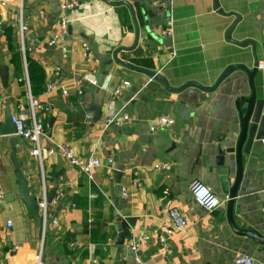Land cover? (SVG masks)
I'll list each match as a JSON object with an SVG mask.
<instances>
[{"label":"crops","instance_id":"obj_1","mask_svg":"<svg viewBox=\"0 0 264 264\" xmlns=\"http://www.w3.org/2000/svg\"><path fill=\"white\" fill-rule=\"evenodd\" d=\"M67 1L0 0V68H6L8 75L6 84L0 79V122L6 109L10 115L18 114V109L28 113L30 95L37 106L36 119L45 123L40 146L70 143L78 156L96 157L101 166L93 171V181L58 155L46 157L40 169L29 155L30 142L15 137L12 147L11 137L0 135V264H35L40 249L42 264H93V258L97 264H133L127 247L134 237L147 238L140 244L144 264H233L238 256L264 264V246L231 232L225 218L227 202L205 213L189 192L190 183L197 180L226 198L217 159L235 146L239 130L235 101L249 96L246 75L233 72L211 93L195 88L170 93L144 74L114 62L106 66L114 50L133 46L136 28V48L120 52L119 60L160 74L171 88L187 82L211 87L228 66L250 69L253 64L250 46L239 48L224 40L234 20L226 14L240 18L230 39L254 43L257 61L264 62V0H217L225 15L213 10V0H172L166 8L159 0H107L127 2L133 18L125 5L80 0L77 8L65 13L68 24L62 35L59 20L64 12L59 6ZM20 8L26 13L23 51ZM168 10L174 22L172 41L160 34ZM53 36L61 37L50 45ZM82 43L89 47L87 57L82 56ZM59 46L78 50L62 57ZM102 74L104 81L98 87ZM126 81L129 86L123 87ZM254 86L264 114V72L257 73ZM76 105L98 108V119L91 110L84 116L65 112ZM163 115L172 123L152 132V121ZM13 151L38 202L43 196L49 200L44 224L40 212L31 216L18 196ZM110 155L108 176L105 165ZM224 163L230 168L226 180L231 183L233 155ZM98 197L101 208L92 209ZM235 203V224L264 236L263 149L243 156ZM171 208L180 211L186 226L162 244L158 237L166 229ZM92 214L101 224V245L88 243ZM117 216L125 237L118 260ZM97 247L101 258L95 256ZM79 248L86 251L76 253Z\"/></svg>","mask_w":264,"mask_h":264},{"label":"water","instance_id":"obj_2","mask_svg":"<svg viewBox=\"0 0 264 264\" xmlns=\"http://www.w3.org/2000/svg\"><path fill=\"white\" fill-rule=\"evenodd\" d=\"M107 4H110L112 6L116 5H125L130 10L131 17L133 18L134 13L132 12L131 6L123 1L119 3H112L107 0H102ZM213 10H215L217 13L221 15H225L222 13V11L219 8V5L217 3V0H213ZM227 16L234 17L233 22L231 25L227 28L225 34H224V40L226 42H229L239 48H245L247 46H250L252 49V58H253V64L252 67L249 69L246 66L237 64V65H230L227 68L223 70V72L218 76L215 83L211 87H203L195 82H187L184 85H182L179 88H171L165 78L161 76L160 74L156 72H151L144 70L142 68H138L136 66H133L127 62H123L118 59V54L120 52H131L133 51L138 43V32L135 28V42L131 48H124L120 47L114 50L112 52V57L110 60L106 62V66H110L111 62H114L115 64L122 66L123 68H127L129 70L144 74L156 82L160 83L168 92L170 93H180L188 88H195L197 90H200L202 92L211 93L216 90V88L219 86V84L226 79L230 74H232L235 71L243 72L247 77V85L249 88V96H239L236 98L235 101V109L238 116V124H239V130L237 139L235 142L234 148L231 150L226 151L225 153H220L219 157L217 159V164L219 166L218 173L223 177V188L224 193L226 194L227 198V204H226V222L231 230L232 233H234L237 236L245 237L254 240L258 244L264 246V236H261L260 234L246 229H240L234 222L233 219V207L235 206V211L237 208V204L235 203V198L237 195L238 187L242 179V172H243V156H248L252 149L258 148L264 150V114H263V101L256 99V92H255V86H254V79L258 73L257 71V58L254 51V43L251 41H243V42H236L230 39L231 34L236 26V24L239 22L240 18L237 15L234 14H226ZM22 16H26V13H23ZM0 79L2 84H6L8 81V75L6 68H0ZM104 81V75H100L98 78V84L97 86L100 87L102 84L100 82ZM98 108H94V106H86L81 107L79 105L74 106V108H71L69 110H65V112L73 113L79 116H84L85 112L88 110H91L95 113V120L98 119L99 114L97 110ZM52 122V120H50ZM0 135L1 136H10L11 137V146L15 147L16 144V138H15V126L11 122V115L8 109H6V112L4 114V122H0ZM233 155L234 159V177L231 183H229L226 179L229 176L230 168L225 165L224 161L226 156ZM10 159L13 164V168L15 169V179L17 183V192L20 200L25 205L28 213L31 216H35L39 213V202L37 198L34 196L33 191L34 187L28 184L26 176L22 173L20 170V164L16 161V154L15 152H11ZM118 177V173H117ZM46 204H49V200L46 199ZM115 221L118 223L116 226L117 236L114 241V244L119 247L117 248V256L116 260L119 259V252L120 247H123L125 243V237L122 231V226L120 224V217H116Z\"/></svg>","mask_w":264,"mask_h":264},{"label":"built area","instance_id":"obj_3","mask_svg":"<svg viewBox=\"0 0 264 264\" xmlns=\"http://www.w3.org/2000/svg\"><path fill=\"white\" fill-rule=\"evenodd\" d=\"M172 0H159V5L162 8H166ZM80 0H70L67 2H63L60 4L61 10L64 12L62 18L59 20V27L60 32L62 35L65 34L67 29L68 21L66 19L65 13H67L70 10H73L79 6ZM173 18L171 15V11L168 10L167 15L164 19V22L160 28V34L164 39H168L172 41L173 34H174V26H173ZM25 27L22 23V8L18 11V31H19V38H20V48L23 51V45H22V38L23 33L25 31ZM61 36H53L52 40L50 41V45H54L55 42L60 38ZM60 53L62 54V57H65L69 53H74L78 50L75 46H59ZM80 50L82 53V56L87 57L89 54V47L86 43H82L80 46ZM174 52L171 51V56H174ZM56 71H58V68H56ZM257 71L258 72H264V62L263 61H257ZM92 84H95L94 80H91ZM123 87H128L129 82H124L122 84ZM51 87L48 86L47 91H50ZM64 93V92H63ZM81 92L78 91V94ZM115 94L119 93V90L114 91ZM37 109L36 104L32 101V98L30 95H28V113H21L20 109H18V114L11 115V122L15 126V137L19 140L28 141L32 144V149L29 152V155L36 159L38 162L40 169L43 160L46 157L58 155L60 158H62L65 162H67L71 167L77 168V170L82 173L89 181H93V171L101 166V161L93 156H88L87 158H81L77 155L74 147L70 143H63L60 145H57L54 148L44 149L40 146V140L42 137L45 136V129L43 124L36 119L35 117V110ZM112 123V120H107V124ZM172 123V119L163 115L159 116L158 118L154 119L151 123L150 130L152 132H155L161 128L167 127ZM112 156L110 155L107 158V164L105 165L106 173L107 175L111 176L112 174ZM164 166H156V170L164 169ZM134 183H137L136 180ZM197 183L202 184L201 182L194 180L189 185V192L194 200L195 204L203 210L205 213H211L220 206L223 205L224 202L227 201V198H220L216 196L213 192L212 194L217 197V204L215 206L211 207H205L203 204H200L197 202L194 189L195 185ZM137 185V184H136ZM1 193V192H0ZM167 192H164L166 194ZM47 204H46V197L43 196L41 202L39 203V212L41 215V220L43 224L45 223L46 219L49 216L48 210H47ZM167 226L162 235L158 237V241L162 244L166 242V240L173 235L175 231H183L185 229V221L183 215L180 213L179 210L176 208H171L168 210L167 213ZM147 238L145 237H139V238H131L130 242H128V250H130L133 253V264H144L140 257V244L141 242L145 241ZM38 257V259H37ZM36 257L35 264H42L41 262V249L39 250V253ZM93 264H97V261L95 258L92 260ZM233 264H254V261L252 258L248 256H238L234 258Z\"/></svg>","mask_w":264,"mask_h":264},{"label":"trees","instance_id":"obj_4","mask_svg":"<svg viewBox=\"0 0 264 264\" xmlns=\"http://www.w3.org/2000/svg\"><path fill=\"white\" fill-rule=\"evenodd\" d=\"M26 61H27V65H28V56H27V53H26ZM36 116V115H35ZM47 124V123H46ZM45 125V123L43 124V126ZM79 135L77 134L76 135V138H78ZM100 197H98L96 200H94V202L92 203V209H100L101 208V200H99ZM86 209V205L83 207ZM91 228L88 232V243H94V244H99L101 245V242L103 241V236L99 234V231H100V227H101V224H100V221L99 219L95 216V215H91ZM102 239V240H101ZM107 238L105 237V240ZM83 250L86 251V248L84 249H75L74 251L76 253H80L82 252ZM99 248L97 247L96 248V251H95V256L96 257H100L101 258V254L99 253ZM76 253H74V256H76ZM99 264H103L101 261H99Z\"/></svg>","mask_w":264,"mask_h":264},{"label":"clouds","instance_id":"obj_5","mask_svg":"<svg viewBox=\"0 0 264 264\" xmlns=\"http://www.w3.org/2000/svg\"><path fill=\"white\" fill-rule=\"evenodd\" d=\"M194 193L197 202L203 204L205 207L215 206L218 202L217 197L212 194L211 188L204 184L197 183L195 185Z\"/></svg>","mask_w":264,"mask_h":264}]
</instances>
